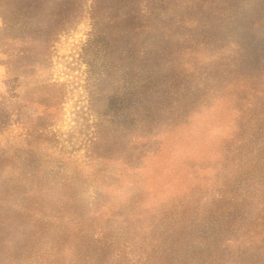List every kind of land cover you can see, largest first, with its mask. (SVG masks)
Listing matches in <instances>:
<instances>
[{
  "label": "rangeland",
  "instance_id": "obj_1",
  "mask_svg": "<svg viewBox=\"0 0 264 264\" xmlns=\"http://www.w3.org/2000/svg\"><path fill=\"white\" fill-rule=\"evenodd\" d=\"M262 185L264 0H0V264H264Z\"/></svg>",
  "mask_w": 264,
  "mask_h": 264
},
{
  "label": "trees",
  "instance_id": "obj_2",
  "mask_svg": "<svg viewBox=\"0 0 264 264\" xmlns=\"http://www.w3.org/2000/svg\"><path fill=\"white\" fill-rule=\"evenodd\" d=\"M263 187H264V185H262ZM263 194H264V191H263ZM261 202H260V206H261V209H260V213H259V215H263V217H262V219L264 218V200H260ZM264 229V228H263ZM262 235H264V232L262 233ZM228 240H229V238H228ZM231 241H233V240H231ZM236 242V241H235Z\"/></svg>",
  "mask_w": 264,
  "mask_h": 264
}]
</instances>
